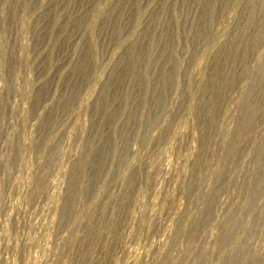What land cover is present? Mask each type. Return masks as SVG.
<instances>
[{"label":"rangeland","instance_id":"obj_1","mask_svg":"<svg viewBox=\"0 0 264 264\" xmlns=\"http://www.w3.org/2000/svg\"><path fill=\"white\" fill-rule=\"evenodd\" d=\"M0 264H264V0H0Z\"/></svg>","mask_w":264,"mask_h":264}]
</instances>
